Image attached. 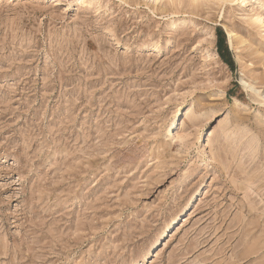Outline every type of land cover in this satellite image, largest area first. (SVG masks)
Masks as SVG:
<instances>
[{
  "label": "rangeland",
  "instance_id": "1",
  "mask_svg": "<svg viewBox=\"0 0 264 264\" xmlns=\"http://www.w3.org/2000/svg\"><path fill=\"white\" fill-rule=\"evenodd\" d=\"M255 14L0 0V264H264Z\"/></svg>",
  "mask_w": 264,
  "mask_h": 264
},
{
  "label": "bare ground",
  "instance_id": "2",
  "mask_svg": "<svg viewBox=\"0 0 264 264\" xmlns=\"http://www.w3.org/2000/svg\"><path fill=\"white\" fill-rule=\"evenodd\" d=\"M173 1V0H172ZM256 16H253L252 18H251V22H253V23H255V24H261L262 23V26H264V18L260 15V14H255ZM228 33H229V36H230V39H231V37H232V35L234 34L233 33V31H228ZM248 87H251V88H254L252 85H250V84H248L247 85ZM261 97H262V102H264V93H262L261 94ZM192 112V110H191V108H188L187 109V114H190ZM177 116H176V118H175V120H174V124H175V127L177 126V128H178V121L180 120V116H181V111L180 110H178V112H177ZM207 119L206 120H209L208 118L209 117H206ZM202 193V189L200 188V189H198L196 192H195V195H199V194H201ZM174 221H172V225H169L168 227H166L165 229H163V235H165V234H168L169 232H171V228L173 227V225L176 223V221H178V217H176V218H174L173 219ZM162 237V236H161ZM160 237V238H161ZM160 238H159V240H160ZM146 261H148V256H146V260H145V262ZM144 262V263H145Z\"/></svg>",
  "mask_w": 264,
  "mask_h": 264
},
{
  "label": "trees",
  "instance_id": "3",
  "mask_svg": "<svg viewBox=\"0 0 264 264\" xmlns=\"http://www.w3.org/2000/svg\"><path fill=\"white\" fill-rule=\"evenodd\" d=\"M218 52L220 53V55L223 57V59L225 61H229L228 57L225 55V52H228V48L225 44V36L223 34V32L219 29L218 30ZM232 63V62H230Z\"/></svg>",
  "mask_w": 264,
  "mask_h": 264
}]
</instances>
